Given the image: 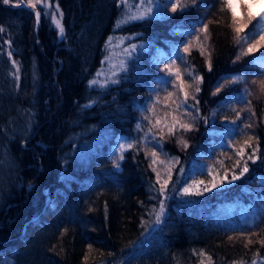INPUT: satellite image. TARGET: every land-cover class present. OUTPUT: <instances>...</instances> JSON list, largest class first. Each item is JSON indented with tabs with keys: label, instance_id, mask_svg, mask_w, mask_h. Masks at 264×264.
<instances>
[{
	"label": "trees",
	"instance_id": "16d2710c",
	"mask_svg": "<svg viewBox=\"0 0 264 264\" xmlns=\"http://www.w3.org/2000/svg\"><path fill=\"white\" fill-rule=\"evenodd\" d=\"M50 3L58 4L64 14L62 38L46 15L37 24L31 9L0 0L4 28L0 33V264H85V254L86 264H198L193 249H204L215 264L241 258L251 264L257 250L264 257L259 244L246 248L244 238L228 239L241 229L264 235V157L255 164L249 161L250 171L232 184L200 196L179 194L193 175L207 183L209 165L220 176L229 170L231 179L236 159L232 149H226L232 159L220 155L228 130L234 127L228 123L235 118L229 102L246 87L259 94L251 82L260 79L264 68L247 63L251 57L232 63L240 49L222 19L209 26L212 71L195 46L187 57L191 69L203 77L197 99L199 116L208 117V123L198 118L193 131L165 138L163 152L178 162L172 168L160 225L152 223L155 217L149 215L159 207L157 199H150L158 193L150 189L159 185L144 151L128 149L119 169L112 166L119 144L146 131L136 128L138 122L147 125L140 109L157 87L154 78L164 76L163 63L155 67L153 58L160 55L166 62L175 46L188 38L184 33L192 31V25L204 17L219 19L217 0H201L203 5L217 6L203 12L189 10L187 17L120 27L116 24L122 10L115 0ZM127 36L133 39L120 47L132 42L149 45L138 61L142 71L137 61H129L119 83L89 87L98 71H103L102 77H95L101 83L110 75L108 61L107 69L101 63L108 51L106 41L111 37L115 44ZM120 47L113 49L112 63L119 62ZM9 51L18 64L19 81L10 74L15 69ZM237 75L246 82L212 95L225 78ZM253 103L259 118L254 131L264 152V122H260L264 96ZM235 136L239 137L238 130ZM181 138L187 148L177 142ZM217 159L224 162L223 168L215 164Z\"/></svg>",
	"mask_w": 264,
	"mask_h": 264
},
{
	"label": "snow or ice",
	"instance_id": "6c2138e0",
	"mask_svg": "<svg viewBox=\"0 0 264 264\" xmlns=\"http://www.w3.org/2000/svg\"><path fill=\"white\" fill-rule=\"evenodd\" d=\"M115 2L116 7L122 10L121 18L117 21L116 27L137 21L147 23L152 20L168 21L170 18L187 17L189 10L203 12L205 8L218 5L216 15L220 17L219 19L204 17L198 24L192 25V31L184 33L188 38L182 45L175 46L173 54L167 58L166 62L160 55L153 58L155 67H159L163 63V67H160V72L164 76L154 78L153 82L156 83L157 87L150 91V100L145 107L140 109L141 120L147 121V125L145 126L138 122L136 128L140 131L146 127V131L138 139L120 143L112 160V166L119 169V161L125 158L123 155L125 151L128 149H142L144 151L145 158L149 160L148 167L155 173V184L159 185L158 189L155 185L150 189L158 193L157 197H150V199H157L159 207L152 208L149 213V215H154L155 217L152 223L158 226L161 224V218L165 214L166 199L168 198L167 190L172 178V168L178 162L176 157L169 158L168 154L163 152L165 138L166 136L172 137L180 131L183 133L193 131L198 118L208 123V117L199 116L200 108L199 100L197 99V95L201 91L200 85L203 82V77L195 72L194 69H191L187 57L191 56L195 46L198 48L200 55L205 57L208 70L212 71L210 45L207 43L211 36L209 26L220 24L222 19L224 26L231 29L233 43L240 49L232 63L237 64L245 57H251L252 59L246 61L247 63L255 64L259 60L261 67H264V0H217V5H203L201 0H132V3L129 0H115ZM2 3L15 8L25 7L31 9L37 24L42 14L50 15L52 23L58 30V35L61 38L63 37L65 29L61 21L64 14L58 4L53 6L50 0H2ZM204 19H208V22L205 23ZM250 25L252 26L251 28H249ZM179 27L180 25H177L174 28V33ZM3 31L4 28L0 27V33ZM135 35L142 36L140 33ZM132 39V36L122 37L115 44H113L111 37L106 41V49L108 51L101 63L108 61L110 75L105 76L103 83L97 79L89 81V87L97 85L99 87H107L109 83H119L121 73L126 74L129 70V61H137V68L142 71L138 61L143 53L147 51L149 45L132 42L128 43L127 46L120 47L124 40L131 41ZM4 43L8 44L9 47L11 46L10 41L6 40ZM116 47H120V52L116 54L119 57V62L112 63L113 49ZM180 52H183L184 55L181 56ZM7 55L15 69V72L10 74L13 75L16 81H19L20 70L13 58V53L9 51ZM178 61L180 62L179 64L177 63ZM100 75H102V72L98 71L97 76ZM259 76V80L253 79L251 82L252 86L258 88L259 94L256 93L254 87H246L242 95L233 97L229 102V106L235 113V118L228 120V123L234 127L228 130V142L226 145H221L222 151L220 155L228 156L226 149H232V154L236 159L234 166L230 170L231 179H228L229 170L226 169L224 175L220 176L218 170L213 165H209L207 174L211 179L206 183L205 180L197 179L195 175L189 177L191 183L185 181L184 186L180 189L179 194L181 196H200L221 187L223 184H232L250 171L249 161L255 164L264 157V152L260 148V138L254 131L259 118L257 117L256 105L253 103V99H260L264 96V72H261ZM186 77H190L191 80L189 81ZM242 81H245L244 76L227 77L223 83L216 86L212 95L217 96L226 86ZM190 100L193 103H189ZM236 105H239V109H237ZM161 111H163V115H161ZM245 113L247 115H244ZM213 116H215V113H213ZM260 122H264V120ZM237 130L239 131V137L235 136ZM177 142L184 148L188 147L186 140L182 138ZM228 158L232 159V156H228ZM215 164L220 165L221 168L224 167L222 160L217 159ZM237 169H239L238 172ZM180 171L183 172V169ZM91 210L89 209V211ZM66 231L67 229L61 232V236ZM236 237L245 239L246 248L252 244H259L264 248V235H260L256 230H234V235L228 236V239L235 240ZM87 247L90 253L93 250L92 245L89 244ZM192 255L200 258L198 264H215L212 256L204 249H193ZM88 259V254H85L83 257L85 264ZM231 264H246V262L241 258L240 260H233ZM251 264H264V257L260 255L259 250L253 253Z\"/></svg>",
	"mask_w": 264,
	"mask_h": 264
},
{
	"label": "rangeland",
	"instance_id": "374dc122",
	"mask_svg": "<svg viewBox=\"0 0 264 264\" xmlns=\"http://www.w3.org/2000/svg\"><path fill=\"white\" fill-rule=\"evenodd\" d=\"M129 2L130 3H132V0H129ZM53 5V4H52ZM54 6V5H53ZM48 18H49V20L52 22V20H51V16L50 15H46ZM53 24V23H52ZM54 25V24H53ZM54 27H55V25H54ZM56 28V27H55ZM256 64H258V65H260L261 66V62L258 60L257 62H256ZM102 66H104L103 68L104 69H107V61H105L103 64H102ZM264 68V67H263ZM100 72H102V75H100L101 77L103 76V71H100ZM95 77L97 78V77H99V76H97V73L94 75V78L93 79H95ZM100 77V78H101ZM99 78V79H100Z\"/></svg>",
	"mask_w": 264,
	"mask_h": 264
}]
</instances>
